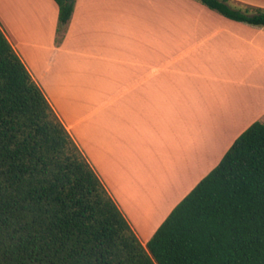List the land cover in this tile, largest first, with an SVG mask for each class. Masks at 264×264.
Segmentation results:
<instances>
[{
	"label": "crops",
	"instance_id": "0c3cea01",
	"mask_svg": "<svg viewBox=\"0 0 264 264\" xmlns=\"http://www.w3.org/2000/svg\"><path fill=\"white\" fill-rule=\"evenodd\" d=\"M236 1L264 7V0ZM203 7L192 0H75L57 34L53 0H0L8 14L0 11L1 30L143 245L264 113L253 98L247 113L223 112L226 127L249 121L206 169L205 154L189 170L173 158L180 133L189 144L208 131L212 116L215 89L205 85L218 82L215 66L209 60L212 70L201 76L196 69L203 59L192 53L213 37L253 30L234 20L238 30L212 28L224 16ZM156 195L165 199L155 206L149 197Z\"/></svg>",
	"mask_w": 264,
	"mask_h": 264
},
{
	"label": "trees",
	"instance_id": "16d2710c",
	"mask_svg": "<svg viewBox=\"0 0 264 264\" xmlns=\"http://www.w3.org/2000/svg\"><path fill=\"white\" fill-rule=\"evenodd\" d=\"M57 34L75 0H53ZM264 26V7L196 0ZM0 264H264V121L143 245L0 28Z\"/></svg>",
	"mask_w": 264,
	"mask_h": 264
},
{
	"label": "rangeland",
	"instance_id": "374dc122",
	"mask_svg": "<svg viewBox=\"0 0 264 264\" xmlns=\"http://www.w3.org/2000/svg\"><path fill=\"white\" fill-rule=\"evenodd\" d=\"M192 1L196 3L199 10H202V5H200L196 0ZM142 6L147 5L143 4ZM203 8L206 9L205 7ZM0 11L3 12L5 16L8 15L6 14L7 11L5 8H2ZM10 17L11 15L9 13L7 18ZM221 20L219 21L220 23L217 25L213 24L211 27H229L228 29L230 30L237 29V27L233 25L234 21L231 19L229 20L223 17ZM250 27L253 29L250 33L242 31H239V33L237 31L239 34L235 32L231 34L224 33L221 37H213L211 39V44H206L201 49H197L192 53V57H195L196 55L201 56L203 59L202 64H198V68L196 69L201 76L203 74L208 75V72L212 70L208 69L209 66L207 63L209 60L211 64L214 63L215 67L213 71L218 82L213 83L210 81V83L207 82L206 85L203 82L205 86H212L215 89L212 90L214 93V95H212L213 106L209 108L212 116L209 117L211 118V121L209 123L210 126H208V131L206 133L196 134L195 139L193 140L191 138L189 144H184L183 134L180 133L178 138L180 148H178L175 142H173V158L179 159L178 163H180V161H184L183 165L187 170H189V166H191L192 161L196 158L198 160L202 154H205L206 158L209 159L208 154L212 153L210 159H206L208 163L202 166L204 169H206L209 162L215 163L217 156L222 154V151L224 152L226 146L231 143V141L249 121V118H244L242 123L237 126L226 127L225 124H222L225 121V115L223 112L230 111L233 116H236V113H247L245 109L247 108L249 98H253L252 100L255 104L258 103V105L263 107L264 27H261L263 32L258 31L260 30L258 26ZM241 76L244 78V80L239 79L241 83H237V80L235 82L231 81L232 79L239 78ZM80 82L81 85H83V81L80 80ZM232 90L238 93V95H235L234 97L227 95V93H230ZM257 120L264 121V113L260 114V116L257 117ZM199 135H206L204 139L210 142L208 143L205 142L204 139L198 138ZM217 137L218 139L215 141ZM159 162L158 165L155 164L157 166L156 170H159L160 168ZM149 165L151 166V163ZM149 199L153 200L156 206L157 203L159 204V202L165 198L163 196L160 197V195H156L153 197L150 196ZM160 215L161 214L158 215V218Z\"/></svg>",
	"mask_w": 264,
	"mask_h": 264
}]
</instances>
